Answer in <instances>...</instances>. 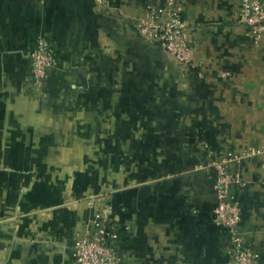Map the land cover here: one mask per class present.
<instances>
[{
  "label": "crops",
  "instance_id": "0c3cea01",
  "mask_svg": "<svg viewBox=\"0 0 264 264\" xmlns=\"http://www.w3.org/2000/svg\"><path fill=\"white\" fill-rule=\"evenodd\" d=\"M193 27L185 70L134 22L168 2ZM238 0H0V264H73L97 210L123 264H228L211 220L227 151L239 231L264 263V43ZM38 35L57 67L37 86ZM251 150L254 152L251 153Z\"/></svg>",
  "mask_w": 264,
  "mask_h": 264
},
{
  "label": "built area",
  "instance_id": "2783aa9c",
  "mask_svg": "<svg viewBox=\"0 0 264 264\" xmlns=\"http://www.w3.org/2000/svg\"><path fill=\"white\" fill-rule=\"evenodd\" d=\"M238 5L237 21L248 27L247 35L253 41L264 43V0H238ZM134 25L143 39L156 43L181 68L189 70L197 64L191 36L193 27L170 1L161 7L145 9ZM27 55L33 81L41 87L57 67L53 45L44 35H38L28 47ZM242 158L238 153L227 151L211 163L216 170L211 220L228 236V264H264L240 234V206L230 191V184L240 179L237 171L227 170V165L240 164ZM119 240L118 225L106 212L97 210L93 227L80 229L76 234L73 264H123Z\"/></svg>",
  "mask_w": 264,
  "mask_h": 264
},
{
  "label": "trees",
  "instance_id": "16d2710c",
  "mask_svg": "<svg viewBox=\"0 0 264 264\" xmlns=\"http://www.w3.org/2000/svg\"><path fill=\"white\" fill-rule=\"evenodd\" d=\"M120 235H121V231H119V238H120Z\"/></svg>",
  "mask_w": 264,
  "mask_h": 264
}]
</instances>
